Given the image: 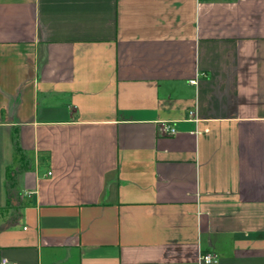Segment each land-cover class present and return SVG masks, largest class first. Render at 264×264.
<instances>
[{"label": "crops", "instance_id": "1", "mask_svg": "<svg viewBox=\"0 0 264 264\" xmlns=\"http://www.w3.org/2000/svg\"><path fill=\"white\" fill-rule=\"evenodd\" d=\"M205 252L264 264V0H0V260Z\"/></svg>", "mask_w": 264, "mask_h": 264}, {"label": "built area", "instance_id": "2", "mask_svg": "<svg viewBox=\"0 0 264 264\" xmlns=\"http://www.w3.org/2000/svg\"><path fill=\"white\" fill-rule=\"evenodd\" d=\"M190 82L195 83L196 80H191ZM193 113L194 112L191 109L188 111L189 116L193 115ZM160 130L164 134L169 136H172L176 133V129L168 123H161ZM217 263H218V256L214 253L205 252V253H201L198 256L197 264H217ZM0 264H10V263L5 258H2L0 260Z\"/></svg>", "mask_w": 264, "mask_h": 264}, {"label": "trees", "instance_id": "3", "mask_svg": "<svg viewBox=\"0 0 264 264\" xmlns=\"http://www.w3.org/2000/svg\"><path fill=\"white\" fill-rule=\"evenodd\" d=\"M14 154L16 159H18V161L20 162V168L18 169V171H8L7 175H6V186H7V190L8 193H10L11 189L15 186L16 183V175L17 172L23 170L26 168V164L28 163L27 157L25 152L21 149L18 140L16 137H14Z\"/></svg>", "mask_w": 264, "mask_h": 264}]
</instances>
